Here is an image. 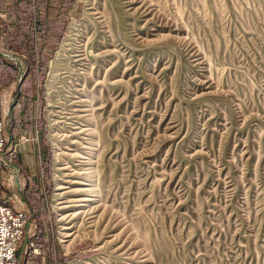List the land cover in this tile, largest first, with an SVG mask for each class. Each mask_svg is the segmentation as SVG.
I'll return each mask as SVG.
<instances>
[{"label":"rangeland","instance_id":"374dc122","mask_svg":"<svg viewBox=\"0 0 264 264\" xmlns=\"http://www.w3.org/2000/svg\"><path fill=\"white\" fill-rule=\"evenodd\" d=\"M51 1L67 18L56 15L44 53L37 1L0 0V52H19L21 81L37 93L31 133L6 147L44 146L43 213L33 216L40 255L58 264H264V0ZM3 58L6 120L14 89L3 91L19 71ZM58 152L68 189H57ZM68 190L87 201L63 223L57 194Z\"/></svg>","mask_w":264,"mask_h":264},{"label":"crops","instance_id":"0c3cea01","mask_svg":"<svg viewBox=\"0 0 264 264\" xmlns=\"http://www.w3.org/2000/svg\"><path fill=\"white\" fill-rule=\"evenodd\" d=\"M36 1L37 3H35V5L37 6L32 7L33 12L31 11L34 21V23L32 24L34 25L37 23L35 21V16H37V18L39 19V24L42 25L45 24L44 27L48 28L46 30L40 29V32H42L40 34L42 38L40 44L43 49L42 52L46 53V49L43 48V46L46 48L52 47L53 44H51V41L53 39V36L55 35V30L49 29L52 25H55L51 23H54L56 22V19H59V17H56L57 14L60 15L62 14L64 16L63 20H66L67 8L65 7L64 9L56 10V6L54 7L53 5L55 4V2H52L51 0H36ZM52 10H55V16L50 15L52 14ZM61 10H64V14L60 12ZM27 12L30 13V7L28 8ZM21 15L25 16V12H22ZM19 21L21 22V20H18V22ZM22 23L24 24L26 23V21L22 20ZM8 50L0 52L1 67L6 66V64L3 61L4 58L1 55V53L10 52L17 54L21 60V56L17 50H11V49ZM8 55H10L14 61L8 59L7 61L5 60V62L9 64L12 61L15 64V66L17 65L18 67V64L15 61L16 57L11 54ZM22 55L26 57L24 53ZM43 56L45 57V54H43ZM38 59L39 56L36 55L35 60L38 61ZM23 63L26 64V60ZM11 69H14V67H11ZM22 72L25 73L24 70H22ZM24 79L23 81H20L19 84L17 82H13V85L11 87L8 86L10 88L6 87L7 89L3 91V93H5L8 97H11L10 92H12L11 90L14 89V94L12 95V102L14 103L11 104L8 117L5 120L6 136L8 140L10 137L12 142H15L17 136L23 131L31 133V128H32L29 115L30 112H33L34 110L33 104L35 101V95L37 93L35 92L34 88L31 89L32 86L29 84L30 83L29 77L25 76ZM3 85L0 90L3 89L4 87ZM43 153H44V146L41 145V147L40 146L38 147L36 143H34L31 140L16 144L13 153L6 154V158L9 159L15 165H17L18 170H16L15 167L10 166L14 168L13 169L14 173L17 174L19 171L17 178L10 171L7 170V167H5L3 163L0 164V201L8 203L15 209H26L30 213L31 222L25 231L23 240L20 243V251H19L20 264H21V260H23V264H31L34 262L35 259L38 262V264H52L51 262H53V264H58L56 258H54L53 260L48 259L47 261L45 255L43 254L40 255V253L36 254L38 256L33 255L31 249L25 247L27 238L28 239L34 238L37 241L38 240L37 236L41 232L39 229L40 226H37V222L40 221H36L35 218L36 216L40 217L39 216L40 212L43 213V207L41 205L43 203V198H44L42 181H44L43 170L45 168L43 166V163L41 162ZM25 187L27 188L25 189ZM32 196H37L36 198L37 200H35L34 197ZM30 200L32 201L30 202ZM32 211H36V214L35 215L32 214L31 213ZM28 257H32L34 259H30Z\"/></svg>","mask_w":264,"mask_h":264},{"label":"built area","instance_id":"2783aa9c","mask_svg":"<svg viewBox=\"0 0 264 264\" xmlns=\"http://www.w3.org/2000/svg\"><path fill=\"white\" fill-rule=\"evenodd\" d=\"M7 139L5 117L0 116V164L3 163L17 178L19 171L17 174L14 173L12 162L6 158V154L10 153V149L6 147ZM30 222L27 210L15 209L8 203L0 201V264H20V243ZM25 247L31 249L34 254L40 253L34 238H27Z\"/></svg>","mask_w":264,"mask_h":264},{"label":"bare ground","instance_id":"6f19581e","mask_svg":"<svg viewBox=\"0 0 264 264\" xmlns=\"http://www.w3.org/2000/svg\"><path fill=\"white\" fill-rule=\"evenodd\" d=\"M66 45L67 44H65V42H64L62 44V48L64 49L66 47ZM4 54L7 57H10L11 59H13L10 55H8V54H11V53H4ZM13 56H15V55H13ZM55 65H56V62H54V67H55ZM22 70H24V65H22ZM54 72H55V69L53 68L52 74L50 75V77L48 78V81H47L48 88L52 86V82H53L54 77H55ZM55 123L56 122L53 123V127H52L53 129H52V132L51 133H52L53 141H54V144H55L54 146H56V150H60V147H59L60 146V143H59V138H58L60 135L58 134V131H56L57 128H56ZM62 156H63V154L61 152H58V153H56V157H55L56 158L55 159L56 164L59 166V167H57V170H58V174H57L58 175V181H57V186L58 187H57V189H64V188L68 189L70 186L69 187H64V184H63L64 183V177H65L66 174L63 173V167H60L63 164ZM74 175H75V173H68L67 174L68 177H72V178H75L76 177V176L74 177ZM68 183L70 185L73 184V182H71V180L68 181ZM80 191H77V190H74V191L73 190L72 191L71 190H68V191L60 192V193L57 194V199H61V200L63 199L62 201L57 202V204H65V205H61V206L58 207V210L61 212L60 219L63 220V223H68V221L66 222V220L68 219V217L71 216L70 219L74 217L75 213H73V214H63V213H65V211L74 208V206H75V205H73L74 202L77 203L79 201H87V199H85L84 197L82 199L77 197L79 195L77 193H79ZM71 192H73V193H71ZM84 193H85V190H84ZM84 193L82 192V194H84ZM70 196H75V197L72 198V199H70L69 198ZM88 201H89V199H88ZM87 205L85 204V205H81V206L82 207H86ZM71 228H73V226ZM63 229H68V227L63 228ZM70 235L71 234L70 233H67V232H64L63 233V237H65V238L68 237V236H70ZM63 241L65 242V241H68V240H63Z\"/></svg>","mask_w":264,"mask_h":264},{"label":"water","instance_id":"95a60500","mask_svg":"<svg viewBox=\"0 0 264 264\" xmlns=\"http://www.w3.org/2000/svg\"><path fill=\"white\" fill-rule=\"evenodd\" d=\"M8 53H10V52H8ZM11 54L12 55H15V57H16L15 58V61L18 64V71H19V73L17 75V83L19 84L20 81H21V79H22V73H23L22 72V62L20 60V57L17 54H14V53H11ZM1 55L4 56V57H7L4 53H1ZM11 164H12L13 167H15L16 169H18L17 165H15L14 163H11Z\"/></svg>","mask_w":264,"mask_h":264},{"label":"trees","instance_id":"16d2710c","mask_svg":"<svg viewBox=\"0 0 264 264\" xmlns=\"http://www.w3.org/2000/svg\"><path fill=\"white\" fill-rule=\"evenodd\" d=\"M64 25H65V23H64L63 25H59V26L63 27ZM52 26H54V27H55V26H58V25H52Z\"/></svg>","mask_w":264,"mask_h":264}]
</instances>
